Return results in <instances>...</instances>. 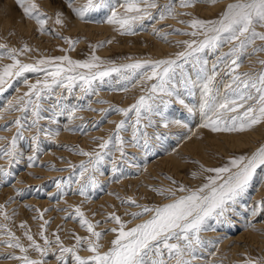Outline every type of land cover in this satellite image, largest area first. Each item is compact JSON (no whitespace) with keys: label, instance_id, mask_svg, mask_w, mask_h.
<instances>
[{"label":"rangeland","instance_id":"374dc122","mask_svg":"<svg viewBox=\"0 0 264 264\" xmlns=\"http://www.w3.org/2000/svg\"><path fill=\"white\" fill-rule=\"evenodd\" d=\"M69 2L23 0L22 6L17 0H0V45L6 46L0 48V53L12 48L20 50L27 45L30 51L17 57L27 64L63 56L73 61H89L95 55L103 62L99 69L77 68L75 72L87 75L89 71H105L112 67L121 68V72H112L104 77L103 82L99 78L95 79L89 91L82 90L80 85L83 81L79 79L71 90L54 86L41 101L45 110L41 113L44 118L39 121V125L46 131L39 134L36 142L32 137L37 135V130L30 127L34 119L31 108L24 113L10 110L9 106L16 105L17 99L28 92L29 85L35 84L37 80L43 81L45 73L25 72L20 77L6 78L4 90L0 91V138H3L0 139V147L10 146L12 137L17 133L18 126L14 123L17 118L21 119L23 127L20 129L22 136L16 141V160L9 164L8 157L0 153V166L9 172L7 176L0 175V205H3L0 208V264H23L22 260L14 257L24 255L30 259H42L44 264H62L56 259L61 254L60 245L73 248L76 236L85 238L76 247V254L84 258L93 255L87 248L88 241L95 240V237L87 231L86 225L81 226L76 208L95 225L94 231L103 234L99 251L107 252L118 235V232L110 230L120 228L110 218L111 214L121 218L127 231L153 215L149 212L133 218L132 213L142 211L137 205L162 207L187 194L178 190L181 185L196 190L208 182V177L216 175L205 169L224 167L232 158L251 156L264 146V121L243 131H213L210 127H201L206 119L201 111L205 100L203 86L209 83V77H213L209 84L211 95L219 102L225 94L231 97L232 89L240 84L239 81L233 83L235 75H239L243 81L255 79L264 72V64L261 63L264 61V51L253 50L264 47V41L259 39L238 53L239 67L232 64L236 57L223 55L230 52L233 44L238 43L233 41L223 43L215 50L206 48L195 54L201 63L189 58L183 69L176 68L172 83L184 104L178 102L176 95L168 97L157 93L155 104L159 105L163 118L142 111L137 125L134 110L127 117L115 111L116 108H129L140 96H149L151 85L157 83L155 79H147V75L151 74L149 66L137 69L135 73L122 66L177 59V53L189 50L184 42L195 40L199 43L205 39L204 31L193 29L191 21L219 20L227 6L236 0H216L215 3L211 0H196L190 7H182L181 0H172L174 12L163 19L160 12L169 0H156L158 7L148 10L152 19L145 18L137 22L133 32L125 34H121L118 25L107 23L113 9L121 15L125 14V9L121 7L125 0H110L111 7L90 11L83 19L72 9L82 7L87 0H71L72 7H69ZM32 3L37 5V9L30 17L25 14L24 8ZM57 13L61 14L62 24L56 23ZM36 15L45 21L43 31L34 18ZM256 30L264 32V28L259 26ZM193 31L198 34L190 35ZM65 38L78 42L70 45ZM101 42L105 43L97 47ZM12 62L5 55L0 58V67ZM178 62L183 63V60ZM56 64L68 67L67 62L59 61L46 67L54 70ZM244 73H248V76ZM185 79L194 81L195 85L185 86ZM240 87L243 88L242 84ZM252 92L255 94L254 89ZM161 98L169 101L166 108L160 104ZM253 103L248 101L245 109ZM184 105L193 111L189 112ZM245 109H239L238 113H243ZM238 113L229 112L226 117ZM207 114L213 116L212 112ZM149 116L154 122L151 125ZM53 117L55 123L52 122ZM122 120L125 121V128L119 135L124 141L123 155L119 150L121 145L114 137L116 125ZM165 121L168 122L167 127H164ZM134 129L140 139L139 144L132 140ZM144 133H147V147L143 146ZM224 133H242L248 137L244 139L245 145L240 147L230 143L232 140L229 137H223L226 141L221 144V150L208 145L204 146L205 151L189 152L182 149L177 155L182 160L181 165L176 171L169 168L168 161L180 150L181 143L198 138L206 144L210 136ZM110 137L112 142L108 148L101 149L100 144ZM37 144L39 151H34ZM81 150L93 156L83 155ZM97 152L103 155V160L97 166L98 170L93 172L89 161L95 159ZM29 156L35 159L29 161ZM82 162L89 169L83 177L80 175L83 170L79 167ZM89 176L95 178L96 185L87 183L86 195H81L79 189L86 184ZM157 189L171 190L174 195L168 191L161 195ZM133 200L135 204L131 203ZM226 217L222 223L210 220L211 227L199 233L203 244L197 247L194 259L188 257L192 264H248L249 261L264 264V167L256 170L246 192L238 197ZM44 221H49L43 231L51 243L48 254L42 257L30 247L31 242L25 232H29L42 248L45 247L44 239L40 236ZM22 224L25 227H21ZM9 232L27 249L26 253L4 243L10 240ZM57 236L60 243L56 242ZM179 243L183 244V241ZM165 260L168 264H175L174 260H168L167 254ZM64 261L66 264H76L71 253L64 254Z\"/></svg>","mask_w":264,"mask_h":264},{"label":"snow or ice","instance_id":"6c2138e0","mask_svg":"<svg viewBox=\"0 0 264 264\" xmlns=\"http://www.w3.org/2000/svg\"><path fill=\"white\" fill-rule=\"evenodd\" d=\"M23 6V0H17ZM196 0H181L182 7L192 6ZM215 3L216 0H211ZM143 5V7H141ZM69 7H72L71 0ZM111 7L110 0H87V3L80 8H73V12L80 18H84L90 11H97L103 8ZM125 9V14L121 15L115 9L112 10L111 15L107 18V23L118 25L121 30V34L132 33L137 22L143 21L145 18L152 19V14L148 11L152 8H157L156 0H125V3L121 5ZM37 9L35 3L30 4L24 8L25 14L32 17L34 10ZM174 12V6L172 0L163 6L160 12L161 19L165 18V15H171ZM131 14V15H129ZM37 23L41 26V31L44 30L45 21L40 19L39 15L34 17ZM56 23L62 24L61 14L57 13ZM257 26L264 28V0H236L235 3L229 4L226 11L223 12L221 18L215 21H205L201 19H193L191 21V27L193 29H202L205 34V39L197 43L193 40L191 42H184L187 45L188 51L177 53V59H165L156 61H144L136 62L122 66L123 68L135 70L142 69L145 66L151 68V74L147 75V79L157 80V83L151 85L149 96H140L135 104L129 108H116L115 111L121 112L124 116H128L133 110L136 114V124L139 125L142 111L149 114L160 115L163 118V112L159 110V105L155 104L157 99V93H162L168 97L173 95L177 96L178 102L184 104L182 99H179V93L176 92V86L172 83L175 76L176 68L183 69L184 63L189 61V58H193L197 63H201L199 56L195 54L203 52L206 48L215 50L219 48L223 43H230L233 41L238 42L233 44L229 53H224V56H234L232 64L239 67L237 60L239 59L238 53L245 49L249 44H253L256 39L264 41V32H258ZM188 34V33H185ZM197 31L190 33L192 36H196ZM70 45H74L78 41L67 40ZM101 42L99 46H103ZM111 43V41H107ZM195 45V47H194ZM0 48H6L5 45H0ZM254 51H264V47L253 49ZM30 51L27 45L23 49L17 50L15 48L7 49L5 53H0V58L7 56L13 62L0 67V91H3V85L6 83V78H15L22 76L25 72H44V80H37L35 84L29 85V90L24 96L17 99L16 105L10 104L9 109L14 111H21L27 113L31 108L32 116L34 119L31 121L30 127H35L37 135L33 136L34 142L38 140V136L41 132L46 130L41 128L39 121L44 117L41 115L43 109L41 101L46 98L47 94H50L54 86L67 87L71 90L73 84L79 79L83 81L80 85L82 90L89 91L92 87V82L99 78L103 82L104 77L109 76L112 72H121V68L112 67L105 71H89L85 73H76L77 68L84 69H99L100 58L93 55L89 61H73L68 56L40 59L35 64L22 63L17 57L23 52ZM183 60V63L178 61ZM67 62L68 67H62L60 64H56L54 70H48L47 65L54 62ZM99 62V63H98ZM204 64L207 61H203ZM264 64V61H261ZM215 67V65H214ZM68 73H75L69 75ZM243 75L248 76V73ZM49 78H51L49 80ZM213 77H209V83L203 86L205 93V100L201 106V111L206 117L205 122L201 127H210L213 131H243L252 128L264 121V72L259 74L255 79L249 78L241 81L239 75L233 77V83L237 81L242 84L237 85L235 89H232L231 97L225 94L222 101H217L215 96L211 95V88L209 84L212 82ZM67 81V84H65ZM185 86L191 84L195 85L194 81L185 79L183 81ZM87 86V87H85ZM231 88V85L228 86ZM255 90L253 94L252 90ZM152 101V103H149ZM248 101H253V104H249L245 109V105ZM169 101L160 99V104L165 108ZM19 105V106H17ZM188 108L189 112L193 109L188 105H184ZM239 109H245L243 113H238ZM208 112H212L213 116H208ZM238 113L231 117H226V113ZM52 122L55 123L53 117ZM14 123L18 126L17 133L12 137L10 146L0 147V153L3 156L8 157L9 164L16 160V141L17 138L22 136L20 129L23 127L21 119L17 118ZM154 123L149 116V125ZM180 123V121H175ZM168 126V122L165 121L164 127ZM185 127L187 125H184ZM125 128V121H121L116 125V132L114 134L115 140L121 145L120 151L123 155V139L119 135L120 131ZM55 134H58L55 133ZM144 147H147V133L143 134ZM3 139V138H0ZM133 142L139 144L140 139L136 135L134 129ZM112 142V138L104 141L100 144L101 149L108 148ZM34 151H39L37 144ZM81 154L92 157V153L83 152ZM106 154V153H105ZM29 161L35 159L34 156L28 157ZM103 155L97 152L95 153V159L90 160L92 164V171L98 170V165L102 162ZM29 166H32L31 164ZM79 167L81 171V177L89 169L82 162ZM264 167V146H261L251 156L234 157L229 161L228 165L219 168L205 169V171L213 172L216 175L208 177V182L203 184L196 190L187 189L183 185L178 189L181 192L187 194L181 196L172 202L163 205L162 207L150 208L148 206H140L142 211L132 213L133 218L140 217L146 213H153L152 217L135 227L125 231V224L121 221L119 216L111 214L110 218L120 225L118 229H111L110 231L118 232L116 239L111 244L112 247L104 253H101L99 249L102 245L99 243L102 238V233L94 231L95 225L84 218L83 213L79 208H76V215L80 218L81 226H87V231L95 237V240L88 241L87 250L93 253V255L84 258L76 254V247H79L82 240L85 238L76 236V245L73 248L64 247L60 245V255L56 257L62 264H66L64 261V254L71 253L76 264H168L165 260V254H167L168 260H174L175 264H192V260L188 257L195 258L194 253L197 247L203 244L200 239L199 233L209 227L210 220H216L217 223L224 222L232 206L236 204L238 197L244 194L249 187V184L258 168ZM235 169V171H233ZM115 170V169H114ZM223 174H227L225 177ZM0 175L7 176V172L2 166H0ZM87 183L96 185L94 177L89 176L85 185H82L79 189L81 195H86ZM175 183V182H174ZM59 187V185H58ZM159 194L163 195L165 191L174 195L171 190L157 189ZM132 204L136 202L131 201ZM3 208V205H0ZM255 214V213H254ZM5 214V219H7ZM49 221H44L41 225L42 231L40 236L44 239L45 247H41L29 232H25V236L30 241V247L36 252L40 253L42 257L48 254V246L50 241L44 236V226ZM21 227H25L24 224ZM10 240L4 241L9 247L19 248L21 252H27V249L20 244L18 238L14 234L9 232ZM177 241L172 243L171 241ZM12 241H15L13 243ZM183 241V244L179 243ZM56 242L60 243L59 236L56 237ZM23 261V264H44L42 259H30L27 255L14 257ZM248 264H253L249 261ZM258 264V262H257Z\"/></svg>","mask_w":264,"mask_h":264},{"label":"bare ground","instance_id":"6f19581e","mask_svg":"<svg viewBox=\"0 0 264 264\" xmlns=\"http://www.w3.org/2000/svg\"><path fill=\"white\" fill-rule=\"evenodd\" d=\"M84 29V28H83ZM157 46V45H156ZM161 48V47H160ZM223 137H229L230 143H234V145L236 146H243L245 145L244 139H246V137H248V135L245 134H234V133H229V134H223V135H217V136H210L208 141L206 142V144L203 142V140H200L198 138H192L190 140H187L186 142L181 143L180 145V150L177 153H174L175 156L171 157L168 161L169 163V168L171 167L174 171H176L178 169V167L181 165L182 160L179 159V155L181 153V150H190V151H195V150H204L205 151V147L206 145L210 146V147H216L219 148L220 150L223 149V146L221 144L224 143ZM205 140V139H204ZM229 142V141H228ZM233 145V144H232ZM189 151V152H190ZM183 152V151H182ZM197 152V151H196ZM204 153V152H203ZM173 154V155H174ZM171 156V155H170ZM169 157V156H168ZM156 164V163H154ZM154 164L151 165L152 168H154ZM168 168V169H169Z\"/></svg>","mask_w":264,"mask_h":264}]
</instances>
